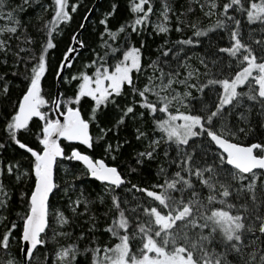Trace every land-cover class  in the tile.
Here are the masks:
<instances>
[{
	"label": "snow or ice",
	"instance_id": "obj_1",
	"mask_svg": "<svg viewBox=\"0 0 264 264\" xmlns=\"http://www.w3.org/2000/svg\"><path fill=\"white\" fill-rule=\"evenodd\" d=\"M0 264H264V0H0Z\"/></svg>",
	"mask_w": 264,
	"mask_h": 264
},
{
	"label": "trees",
	"instance_id": "obj_2",
	"mask_svg": "<svg viewBox=\"0 0 264 264\" xmlns=\"http://www.w3.org/2000/svg\"><path fill=\"white\" fill-rule=\"evenodd\" d=\"M91 2H92V3H95V2H96V0H91Z\"/></svg>",
	"mask_w": 264,
	"mask_h": 264
}]
</instances>
